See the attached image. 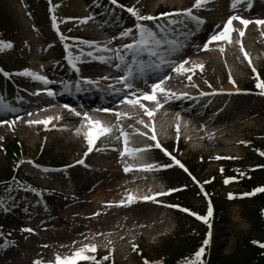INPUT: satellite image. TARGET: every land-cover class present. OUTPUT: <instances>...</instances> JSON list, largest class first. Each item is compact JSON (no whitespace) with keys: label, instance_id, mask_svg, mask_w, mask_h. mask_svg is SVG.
Here are the masks:
<instances>
[{"label":"rangeland","instance_id":"1","mask_svg":"<svg viewBox=\"0 0 264 264\" xmlns=\"http://www.w3.org/2000/svg\"><path fill=\"white\" fill-rule=\"evenodd\" d=\"M227 1L211 0V3L223 5ZM233 1L229 0L230 3ZM263 1L251 0L254 4ZM115 2L117 6L109 5L106 0H1L0 41L12 45L0 51V67L10 73L6 88L13 89L26 100L35 96L25 91L42 88L41 81L20 74L29 70L48 78L38 65V62L45 64L46 59H33L36 49L52 56V60L47 61L55 62L53 74L60 76L59 70L65 69L64 58L67 57L86 76L105 73L101 80H110L113 74L108 68L110 60L122 61L120 70L127 73L154 64L160 67L163 61L169 59L173 51L164 49L166 38L156 34L157 28L151 23L152 20L158 21L160 26L163 20H173L172 24L175 23L179 30L169 28L168 31L172 33L183 34L194 30L190 16L184 15V12L191 10L195 0ZM130 8L141 16H151L153 19L137 21L129 13ZM197 11V7H194L191 14ZM170 12H176L177 17L161 16ZM137 23L152 30L157 35L156 40L160 41L159 44L150 42L152 46L147 52L136 53L143 58L138 63L131 57L132 50H137V44L132 49L119 48L126 45L120 42L131 41L137 36ZM126 31L129 34L123 36L122 33ZM111 41H116V44ZM175 43L171 42L172 46ZM156 45L158 47H154ZM159 49H164L165 59L158 62L151 60L141 65L148 57L151 58L150 53H159ZM257 75L260 82H264V70L259 74L253 71L248 73L240 85L243 93L225 99L227 104L223 108L230 107L231 110L217 119L219 125L216 126L223 125L227 130L232 129L230 126L234 121L245 117L240 128L228 131L219 143L208 147L201 144V157L188 151L183 144L171 143L166 150L172 157L168 159L163 155L164 160L155 159L157 173L168 176L167 184L163 185L168 194L154 195V201L137 199L128 204L127 195L122 193L91 192L93 177L101 175L85 168V162L68 171L42 170L29 162L34 161L43 167H57L86 161L89 157V154L85 155L87 143L80 150H57L10 134L0 142V175L16 166L20 181L0 186V264H34V261L55 264L57 256L71 261L73 254L85 245L95 246V251L85 255L98 253L103 262L112 264H155L172 255L182 262L184 258L191 260V253H186L187 242L196 237L201 226L196 218L172 200L173 197L178 198L186 209L203 216V211H208L209 205L203 196L198 195L197 188L213 180L218 193L214 205L220 207L221 212L209 229L211 262L216 264L232 255L238 241L260 239L261 234L253 216L257 203L240 199L243 193H239L240 189L234 184L225 183L228 178L224 176L231 163H235V167L240 164L238 169L243 167L248 170L264 162V96L258 94L261 90L256 87ZM60 77L58 85L61 86L72 80L65 75ZM139 82L135 81L133 86L145 87ZM47 97L42 95L37 98ZM6 109L0 107V121L5 118ZM118 133L117 136L121 137ZM13 146L20 148L22 155L18 161L22 163L14 161L10 154ZM174 160L180 161L189 174L175 166ZM235 167H229V170H235ZM24 179L28 181L24 182ZM162 182L161 179L153 181L154 184ZM172 189L175 191H170ZM173 193L180 194L173 196ZM122 200L123 204L120 203ZM78 260L81 259H75Z\"/></svg>","mask_w":264,"mask_h":264},{"label":"bare ground","instance_id":"2","mask_svg":"<svg viewBox=\"0 0 264 264\" xmlns=\"http://www.w3.org/2000/svg\"><path fill=\"white\" fill-rule=\"evenodd\" d=\"M193 8L192 6L190 9ZM197 9V13L189 17L194 30L182 35L177 34L176 45L166 47L173 51L170 59L160 67L152 66L136 75L131 72L124 75L120 74V60H113L111 65L114 67V79L109 82L101 81L104 87L96 89L91 84L92 81L87 80L91 88L82 95L81 100L36 97L42 93L47 95L58 82V76L53 74L55 62L47 61L52 60V56L44 55L36 49L33 59H46L45 64L40 65L38 62V65L45 75H48V82H42L41 89L30 91L32 95H36L34 98H19L8 111L0 121V142L12 134L32 144L39 143L41 146H50L57 150H80L87 143L84 133L91 131L90 126H86L87 121L83 115L87 113L92 120H99L112 129L109 133L99 136L94 141L93 150L88 152L90 158L86 160L85 166L101 175L93 177L91 192L125 195L130 193L134 197L154 196L165 192L163 185L167 184L168 176L157 173L155 162V159L164 160L165 155L163 156L155 145L159 143L161 147L167 148L171 143L183 144L188 151L201 157V144L208 147L219 143L228 131L240 128L245 117L234 121L230 126L232 129L227 130L223 125L216 126L219 125L217 119L225 112H230V107L223 106L227 104L226 100L243 93L238 87L252 68L258 70V73L264 70V24L255 23L257 20H264V1L254 4L251 0H234L231 3L228 0L219 5L211 3L210 0ZM238 15H243L245 17H240L241 19L252 22L245 27L239 20H232L231 42L218 40L208 43L211 36L224 29L230 17ZM241 30L244 32L243 37L239 35ZM237 40L241 43H236ZM205 43H208L207 50L204 49ZM241 45L251 61V66L238 49ZM221 48L224 49L223 52L220 51ZM185 61L188 62L184 64L186 71L182 74L175 71V68ZM103 76L104 74L93 78ZM230 77L234 84L230 83ZM161 80L164 81L161 86L169 95L166 99L159 92L155 94L161 107L154 112L151 119L139 106L133 107L124 103L126 99L137 98L146 108L155 109V102L143 99L144 95L140 94L146 91L148 93L145 94H152L151 85L159 84ZM135 81H140V85L145 87L135 88ZM126 83L131 87H126ZM116 113L127 115H122L118 120ZM141 120L144 124L152 126L156 140L149 139L153 132L145 128L144 124L138 123ZM29 121L47 123L30 124ZM121 131L127 134L128 148L143 151L132 156H121L120 153L125 148L124 137L121 139L117 136ZM141 132L145 135H140ZM145 165H152V170H142ZM125 167L130 170L125 172ZM156 179L164 182L154 184ZM97 183L99 186H96Z\"/></svg>","mask_w":264,"mask_h":264},{"label":"snow or ice","instance_id":"3","mask_svg":"<svg viewBox=\"0 0 264 264\" xmlns=\"http://www.w3.org/2000/svg\"><path fill=\"white\" fill-rule=\"evenodd\" d=\"M113 2H115V0H113ZM207 2H208V0H195V4L193 5V7H197L198 8L202 4L207 3ZM233 7H235V3L233 4ZM128 11H129V13H131L132 16L136 17L137 21H139V20H152L153 19V17H151V16H141L137 11H135L134 9H131V8L128 9ZM184 15L191 16V10H186L184 12ZM192 19L196 20L197 18L196 17H192ZM232 20H239V22L242 25H244L245 27L249 23L252 22V21H249V20L241 19L238 16L230 17L228 22L225 24L224 29L221 32H219L218 34L211 36L209 38L208 43H211L213 41H218V40H224V41L231 42L230 41V33L233 31V29L230 27V25L232 23ZM169 22L172 23V21H169ZM198 23H203V21H198ZM255 23L257 25H261V24H264V20H257V21H255ZM53 28L54 29L56 28L55 20L53 21ZM136 28L139 31V40L136 42L137 50H142L144 48H147L149 46L150 42H155L156 44L160 43V41L156 40L155 34L149 28L143 27L139 23H137ZM128 34L129 33L127 31L122 33L123 36H127ZM239 35H240V37H243V35H244L243 30H241L239 32ZM235 42L236 43H241L239 40H237ZM208 43L204 44V49L205 50L208 49ZM11 47H12L11 43H6V42H3V41H0V51H3L6 48H11ZM125 47L128 48V49H132L133 45L128 44V45H125ZM220 51L223 52L224 49L221 48ZM240 51L244 54V58L246 60H249L248 55H247V53L244 52V49H243L242 45H241ZM150 54L154 55L155 53L152 52ZM89 55H91V53H89ZM118 58H120V57H118ZM69 63L70 64L73 63L71 58H69ZM187 63L188 62L185 61L179 67L175 68V71H177L178 73L182 74L184 71H186V69L184 67V64H187ZM249 66H251V61L250 60H249ZM196 67L202 68L203 65H196ZM252 71H253V73H256V69L255 68H252ZM20 74L24 75V76H30L33 79L39 80V81H41L43 83H47L48 82L44 76L37 75L35 73L30 72L29 70H25L23 73H20ZM129 74H130V72H129ZM189 79H191V77H189ZM229 79H230V83L234 84V81L231 80V77ZM163 83H164V81L161 80L159 84H156V83L152 84L151 85L152 94H144V96H143V99L155 102V104H156V108L155 109L146 108L144 106V104L140 102V99H137V98L126 99L124 101V103H127V104H129L130 106H133V107L139 106V108L142 109L144 111V113L151 119L152 116L154 115V112L161 107L160 102L158 100H156V95L155 94L157 92H159L162 95H164L166 99H167V97L169 95L168 91L165 90L161 86ZM126 87H131V85L126 83ZM256 87L261 90L258 94L261 95V96H264V82H260L258 75H257ZM48 95L51 96L52 93L49 92ZM65 107H67V106H65ZM69 111H72V110L69 109ZM105 111H107V110H105ZM74 114L80 115L79 113H74ZM83 115L85 117V120L87 121V125L86 126H90V128H91V131H87V132L84 133L85 139L87 141L88 152H91L93 150L94 141L99 136H103V135L109 133L112 129L109 126L103 125L102 122L99 121V120H95V121L92 120L90 117H88L87 113H84ZM122 115H127V114L126 113H124V114L116 113L117 119L119 120V118ZM57 119H59V117H57ZM8 123L10 125V122H8ZM29 123L30 124L31 123H45L46 124L47 121H29ZM138 123L144 124V121L141 120V121H138ZM144 127L145 128H149L153 132V134L151 136H149V139L156 140V135H155V132H154V129L152 128V126L149 125V124H144ZM139 134L140 135H145V133H143V132H141ZM121 136L124 137V144H125L124 151H122L120 153L121 156H124L125 154H128V155L132 156L135 153H139V152L143 151L142 149H130V148H128L127 147V144H128L127 134L124 133L123 131H121ZM155 146L158 147V148L160 147L159 143H157ZM88 152H86L85 155H87ZM165 154L167 155L166 152H165ZM77 163L83 164L84 161L80 160V161H77ZM176 163L179 164V161H176ZM180 167L183 168V165H180ZM152 168H153L152 165H145L142 170L149 171V170H152ZM129 170L130 169L128 167H125V169H124L125 172H128ZM185 171H186V169H185ZM225 183H227V181H225ZM170 191H175V189H172ZM254 191H256V192L264 191V188H257ZM165 194L166 193L161 192V193H157L156 195H165ZM229 198H231V194H230ZM137 199H143L145 201H147V200H153L154 201L155 197L154 196H148V195L143 196V197H134L130 193L127 194V203L128 204L134 203ZM120 203L123 204L124 201L122 200ZM184 211H186V210H184ZM210 215H211V207H209V209H208V216H210ZM208 216H204V217L198 216L197 219H201V220L207 221ZM24 231L31 232L32 230L31 229H24ZM207 243H208V240H205L204 244L206 245ZM253 243H256V244H258V246L264 248V243H260V242H257V241H254ZM133 247L135 249V246H133ZM90 251H95V246L94 245H85V246H83L82 248H80L78 251H76L73 254V259L71 261L68 260L67 258L62 259L61 257L57 256L55 258V264H75V259L93 260L94 259L93 257L85 255V253L90 252ZM203 251H204V249L201 248L199 251H197L195 253V256H196L197 260H199V257L201 256ZM34 264H40V261H34Z\"/></svg>","mask_w":264,"mask_h":264},{"label":"trees","instance_id":"4","mask_svg":"<svg viewBox=\"0 0 264 264\" xmlns=\"http://www.w3.org/2000/svg\"><path fill=\"white\" fill-rule=\"evenodd\" d=\"M18 151H15L14 154L17 156ZM256 172V171H255ZM11 173H7L5 175L0 176V179L7 178ZM238 178L242 180V183H240L241 187H244L248 191H252L254 193V196L252 197V200H255L260 205V210H256L255 217H256V223H258L259 229H262L263 235H264V223H263V208H264V191L256 192L255 189L259 188V185L264 184V164L261 169H259L256 173L248 172L247 175H240ZM212 187H215L213 185ZM211 192V189H210ZM260 243H264L263 241ZM189 251L201 248L204 249L203 253L201 254V257L195 264H213L212 262H206L205 263V256H206V249L207 246L204 244L203 240V234L201 236L197 237L188 244ZM107 264L102 262L98 258H94L93 260H87L83 261L77 264ZM162 264H186V263H176V260L174 259H168L167 261L164 260ZM216 264H264V248L258 246L256 243L247 241L245 243L238 241V245L236 248V251L234 254L230 257H224L223 260H221L219 263Z\"/></svg>","mask_w":264,"mask_h":264}]
</instances>
